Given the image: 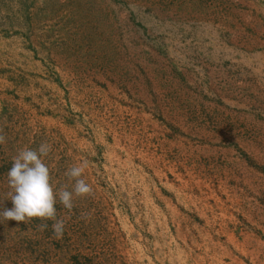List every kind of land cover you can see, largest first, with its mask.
Listing matches in <instances>:
<instances>
[{
    "label": "rangeland",
    "instance_id": "1",
    "mask_svg": "<svg viewBox=\"0 0 264 264\" xmlns=\"http://www.w3.org/2000/svg\"><path fill=\"white\" fill-rule=\"evenodd\" d=\"M0 136V264H264V0H0ZM41 143L61 239L2 215Z\"/></svg>",
    "mask_w": 264,
    "mask_h": 264
},
{
    "label": "clouds",
    "instance_id": "2",
    "mask_svg": "<svg viewBox=\"0 0 264 264\" xmlns=\"http://www.w3.org/2000/svg\"><path fill=\"white\" fill-rule=\"evenodd\" d=\"M4 137L0 136V143ZM51 150L47 143H41L37 149L25 148L13 158L8 170V183L12 189L13 207L3 210L5 219L25 221L31 218L52 220L53 235L61 239L65 231V221L56 218L57 199L66 209L73 208V195L84 196L91 193V186L83 179L86 165L80 164L69 168L66 175L75 181L72 191L61 189L54 192L51 185L50 169L44 163ZM42 230L47 225H41Z\"/></svg>",
    "mask_w": 264,
    "mask_h": 264
}]
</instances>
